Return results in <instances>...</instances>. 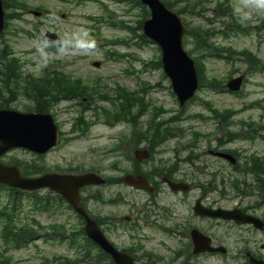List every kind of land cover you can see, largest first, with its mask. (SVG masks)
I'll list each match as a JSON object with an SVG mask.
<instances>
[{
  "label": "rangeland",
  "instance_id": "1",
  "mask_svg": "<svg viewBox=\"0 0 264 264\" xmlns=\"http://www.w3.org/2000/svg\"><path fill=\"white\" fill-rule=\"evenodd\" d=\"M26 1L31 6L42 4L54 11V13L57 10L69 8L72 9V12L66 19L60 14L58 16H42L39 30L34 31L35 34L32 37L8 35L10 46L14 50L13 54L20 57L25 65L23 67L25 73L41 75L46 66L45 60L52 62L61 61L64 63L62 69L69 72L72 78L80 77L85 82L99 89L97 94H93L95 101H91L88 97L85 101H80V104L83 105L92 103V109H96L97 106H105L108 109H112V102H115L113 103L115 106H120V99L116 100L118 84L133 91L139 90L138 85L141 87L146 82L149 90L145 94L144 92H138L141 100L134 101L132 106V113L135 115L136 121L134 127L128 121L109 125L101 119L90 129L86 130L85 133H81V131L73 128L74 121L82 112L81 106L71 100L56 102L50 106L52 107L51 113L55 116L57 123L65 134L63 141L53 151L42 157L24 149H14L2 159L5 162L16 158L25 159L29 162L35 160L42 165V169H45L44 172H57L73 168L95 170L106 177H117L122 176L125 170H133V157L137 148L149 146L153 156L151 159L141 163L143 171L152 174L155 171H159L162 166H171L175 163L174 166L179 169V177L185 178L187 182L193 185L191 191L187 193L171 192L167 186L163 185L162 193L155 199L159 204V207H157L151 202V194L135 190L119 182L116 184L108 183L104 186H89L83 191L82 197L83 203L90 209L91 215L100 218L102 223L107 222L105 218L112 214L121 217V219L113 220L118 228L111 232L107 231L113 241L121 247L138 248L141 246L140 250H138L139 256H142L144 251H148L152 255L161 256L162 259L158 261V264H180L182 261L181 259H175L172 255L173 247L177 243L174 242L175 239L172 233L165 232V228L172 230L176 225H181L179 227L181 234H184L190 225H195L211 232L216 231L215 237L217 239L230 242L228 245L233 247L237 239L236 232L232 229L223 230V228H218V226L209 228L208 223L200 220L203 218L195 215L193 206L199 197H202L203 202L207 205L226 208L245 206L249 200L255 199L254 196L248 197L238 193L234 187V181L236 177H240V172L234 170V167L223 158L211 154L209 149H216L218 138L223 136V132L220 133V129L217 128V121L220 119L223 120L220 128L231 124L232 129L241 131L243 134L247 133L243 129L248 128V125L245 126L244 124L252 121L255 127H263L256 134L255 139L239 138L236 142L220 146L218 150L225 151L227 148H240L243 153L241 157V167L243 169L247 154L257 152L259 155L264 156V72L255 71L249 73L246 70L247 63L237 56L234 59L236 62L233 64H227L216 58L206 59V74L211 77L224 78L233 70V77L243 74L248 80H243L238 94H232L231 92L220 93L209 89L199 91V97L192 102L189 101L182 108L177 97L171 94L170 80L162 76L161 70L159 68H143L144 62H150L156 54L155 43L151 41L147 43L144 38H139L143 43L145 42L144 45L146 47H139L134 42H131L133 46L129 44L124 47L120 46L119 43L106 41V39L122 35L133 36L134 33L130 28H114L108 22H98L90 18V16L94 18L104 17L108 14L101 0L85 2L79 7H70L54 0ZM218 1L205 0L202 4L203 1L200 0H176V4L177 8L190 5L193 11H195V8L205 7L204 17H197L188 12L190 11L188 10L182 18L191 25H201L204 27L202 29L204 34L209 35L212 33L211 29L220 30L219 27L222 21L214 19L211 12V8H215ZM231 1V4L235 7L234 11L241 12V14H239L240 18L234 24H231V20L227 19V23L230 22L229 32H232L234 25L244 23V18L249 20L254 15H256L257 21L252 19L251 23L254 24L251 25H260L262 23L264 18V0ZM225 4L227 5L228 3ZM110 5L114 13H118L113 16V19H118L120 15L121 20H124L127 26L137 28L135 36L143 34V30L138 28V20L142 17V13L147 16L144 18H150L148 8L137 6L131 9L130 4L125 2L124 5L121 4L125 8L123 12L117 5L112 3ZM31 9L34 10L33 7ZM12 11V8L9 9L12 29L16 27L34 29V20L31 14H26L24 20H13ZM66 13L70 14L69 11H66ZM208 18H212V21L206 22ZM80 24L85 27L80 26ZM47 30L57 31L61 34L60 36L67 40V45L57 50L60 55L56 50H47V42L42 38V34ZM94 39L100 41L101 45L86 51L87 54L85 56H78L77 53H85V51L75 49L77 45L93 42ZM208 40L212 42L213 39L208 37ZM214 40L219 46L233 45L237 50L252 49L264 59V32L262 29H254L252 34L238 31L226 38H222V34H220ZM1 47L2 43L0 42ZM119 48L124 53L119 52ZM192 48L193 45H188L187 47L188 50ZM110 49L122 53V55L116 58L106 57L105 54ZM200 53L198 51V54ZM71 60L73 61L71 62ZM127 69L133 70L132 76L127 73ZM159 84L161 86H158ZM6 93L4 91V94ZM82 99H84L83 96H80L78 100ZM204 100L211 101L220 110L233 109L236 113L228 122L224 120V115L218 117L219 120L217 121L216 119H211V113L206 109ZM30 104H32L31 100L20 96L12 101L11 106L13 109L25 111V107ZM161 109L164 110L161 111ZM156 111L160 112V120L178 117L181 130L178 128V124L171 125L170 121H167L166 125L179 134L169 139L166 138L163 142L153 144L157 139H152V131H150L149 126L150 121L156 119ZM94 113L93 110L85 111L86 116L92 119L94 118ZM97 113H99V116L105 115L100 108ZM196 113L197 116L198 114H203L208 119H202L200 116L196 118L189 116L196 115ZM196 131H201V136H197ZM159 141H161V138ZM189 156H191V161L185 162L184 159ZM247 178L249 182L252 181L251 176ZM154 179L155 181L159 180L155 176ZM47 191L44 189L35 193L24 190H11L6 185L0 184V205L9 204V200H11L9 209L13 210L14 216H16L14 218L15 222L19 225L34 226L36 231H40V233H52L53 225L57 233H60L61 225L66 226L68 234L80 229L82 227L81 220L67 210L65 204L44 210L43 207L48 206V203H44V201L36 203L34 201L40 196L44 197V193ZM99 193H102L103 199L95 198ZM116 196L125 198V201L116 205L108 204V199ZM11 203L15 205L22 203L23 206L14 210ZM259 210L256 211V214L261 215L264 212V206L262 210ZM136 216H139L140 219H135ZM127 217H131V219H127ZM5 221V219L0 218V251L4 247L2 229ZM57 225L60 226L57 227ZM159 225L164 228L159 227ZM68 234H65V239H61L58 236H49L48 239L39 237L28 245L22 243L24 245L19 248L14 246L15 243H12V248L8 251V255L11 257V264H60L65 260L68 261L67 259H72V263L75 264L78 261L75 258L82 259H80L78 264H96L95 253H93V260L83 256L84 250L78 245L79 242H85L83 238L76 234L74 236L76 240L73 241L71 239L73 234ZM177 235L181 237L183 242H188V238L179 233ZM260 239L264 241V238L259 236L253 238V245L257 248H260ZM81 254L82 256L79 257ZM229 257L231 264H237L235 262L237 259L232 260V256ZM191 262L195 264H227V261L224 262L217 255H202L194 260L192 259ZM140 263L146 264L143 257L140 258Z\"/></svg>",
  "mask_w": 264,
  "mask_h": 264
},
{
  "label": "water",
  "instance_id": "2",
  "mask_svg": "<svg viewBox=\"0 0 264 264\" xmlns=\"http://www.w3.org/2000/svg\"><path fill=\"white\" fill-rule=\"evenodd\" d=\"M155 3V14L153 20L149 21L146 25V32L150 35H168L173 34V42H174V50H173V61L174 67L179 68L169 70L171 76L173 77L175 88L179 93L182 101L190 97L196 88V80L195 75L193 73V69L188 67V61L185 55L182 53L180 49V39L182 35V30L173 15L168 16V12L164 9L162 5L158 2ZM154 3L152 6L154 7ZM163 18V21L159 25V20ZM165 21V22H164ZM178 30V32H177ZM175 32L177 34L175 35ZM16 113V112H15ZM10 113L7 111L0 112V155L5 152V150L16 146V145H24L28 147H34L36 144H45V146L51 147L56 143L55 140V133L52 131L50 124H47L44 118L47 120V117L44 115H21L20 113ZM23 118H20V116ZM24 117H28L24 121ZM43 130L46 133H49L47 136L46 141H42L44 138ZM92 175H83L78 177L79 183L83 181V183L89 182L90 179L96 182H102L103 180L96 177H91ZM51 179L55 181V189L60 191L63 195L67 196L69 200H73V198L78 199V187L67 188L61 187L57 185V183L61 184L64 180L62 177L56 179L55 175H45L39 179H22L18 175V171L13 168H5L2 167L0 169V180L7 181L12 185H21L22 187L27 188H35L45 186ZM129 183H133L131 180V176H128L125 179ZM18 182V183H17ZM174 189H178L179 186L172 184L169 182ZM72 202V201H71ZM221 210V209H220ZM197 212L202 215H210V216H223L230 218L231 216L225 214L221 211H211V210H202L197 207ZM88 233L91 237L98 240V242L107 250L109 251L117 264H133V259L129 255L122 254L115 250L108 241L104 238L102 233L97 228L94 221L88 220L87 225ZM196 251L202 250L205 247L202 244H199L198 240H196Z\"/></svg>",
  "mask_w": 264,
  "mask_h": 264
},
{
  "label": "trees",
  "instance_id": "3",
  "mask_svg": "<svg viewBox=\"0 0 264 264\" xmlns=\"http://www.w3.org/2000/svg\"><path fill=\"white\" fill-rule=\"evenodd\" d=\"M0 59L5 60L4 66H1L0 69H2V71H0L3 75V79H5V85H6V81L8 82L7 85V91L12 92L13 90H15L16 88H18V86L20 85V80H19V75H18V66H17V62L13 59V60H8V57L4 54V52L1 53L0 55ZM7 63V64H6ZM8 65V66H7ZM15 80V81H14ZM32 79L31 81H29V79H26V84H24L23 88L31 93L34 94L35 96H38L39 98H41V93L47 91V85L40 83V81H36ZM33 85L34 87H32V90L30 89V85ZM64 90L66 91L67 95H69L72 91V94L74 96L77 95H84V93L88 92V89H86L85 87H81L79 85H73V88L71 87H66L64 88ZM40 108V110L43 109L42 105L40 104V102L37 105V108ZM254 161V160H253ZM249 168L253 169L259 174V175H263L264 174V162H249ZM253 166V167H252ZM18 237H21L24 233H25V228H19L16 230ZM15 232V234H16ZM0 264H5L2 261H0Z\"/></svg>",
  "mask_w": 264,
  "mask_h": 264
},
{
  "label": "flooded vegetation",
  "instance_id": "4",
  "mask_svg": "<svg viewBox=\"0 0 264 264\" xmlns=\"http://www.w3.org/2000/svg\"><path fill=\"white\" fill-rule=\"evenodd\" d=\"M260 245H261L262 247H264V243H261Z\"/></svg>",
  "mask_w": 264,
  "mask_h": 264
}]
</instances>
